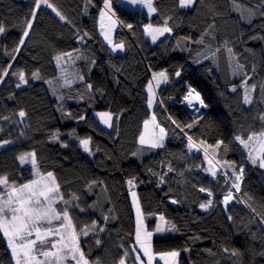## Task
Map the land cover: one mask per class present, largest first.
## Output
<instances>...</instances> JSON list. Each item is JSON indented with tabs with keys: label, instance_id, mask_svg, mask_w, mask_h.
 I'll use <instances>...</instances> for the list:
<instances>
[{
	"label": "trees",
	"instance_id": "trees-1",
	"mask_svg": "<svg viewBox=\"0 0 264 264\" xmlns=\"http://www.w3.org/2000/svg\"><path fill=\"white\" fill-rule=\"evenodd\" d=\"M109 1L121 24L115 42L124 45L123 56L99 37L105 0H50L65 20L47 7L32 20L35 0H0V25L6 29L0 34V72H9L0 83V142L11 143L0 150V176L20 186L34 180L37 169L52 172L65 200L79 198L73 202L79 207L67 206L78 228L99 226L81 236L89 261L118 264L125 252L133 260L132 249L140 247L128 192L132 180L148 228L154 231L160 216L167 222L168 233L151 242L154 253L178 251V264H264V169L247 160L235 139L264 128V0H197L186 9L178 0H153L157 11L150 20L141 8ZM166 19L172 32L148 42L143 28L162 27ZM29 21L32 28L24 38ZM68 52L73 58L58 64L56 56ZM21 71L26 84L16 74ZM159 72L168 82L149 106L148 86ZM36 73L39 79L33 78ZM246 79L257 86L258 106L252 110L243 100ZM189 87L207 105L200 116L183 106ZM98 112L112 114L110 128L99 123ZM153 115L166 132L162 148L139 143L144 121ZM189 137L204 150L201 141L212 146L211 156L220 144L214 160L228 179L211 177L204 155L190 151ZM83 140L90 141V151ZM33 152L36 166L22 167L20 157ZM241 167L240 191L225 206L229 180H235L232 170ZM209 200L211 207H200ZM0 264H15L2 233Z\"/></svg>",
	"mask_w": 264,
	"mask_h": 264
},
{
	"label": "snow or ice",
	"instance_id": "snow-or-ice-1",
	"mask_svg": "<svg viewBox=\"0 0 264 264\" xmlns=\"http://www.w3.org/2000/svg\"><path fill=\"white\" fill-rule=\"evenodd\" d=\"M197 0H178L180 8H191L196 4ZM127 3L133 6H143L148 9L149 14L155 13L157 11L156 7L153 5V0H127ZM50 8L61 20L66 18L60 13V11L50 2V0H35L34 10L32 12V20L35 19L36 11H38L41 6ZM105 9L110 10L111 5L109 0H105ZM107 16L106 12H101L100 21L101 29L104 34V38L108 40L109 44L112 43L109 33L111 32L112 27L115 25V20L111 16H107L109 21L107 25V30L105 31V18ZM168 19H171L169 17ZM131 27V25H128ZM32 28V22L29 21L26 23L25 30L23 32V37L27 38L29 35V30ZM6 31L3 25H0V34H3ZM145 32L151 36L152 41L155 42L158 37L163 36L165 33H171L172 29L168 26V20H164L162 27H153L151 24L146 25ZM87 35V33H85ZM83 40V37L80 38ZM197 43H203V38H201ZM24 44V39L19 41V45ZM116 47L123 49L124 45L121 43ZM19 46L15 49L16 52H19ZM228 52L231 54L232 49L229 48ZM68 57L72 59V53H64L62 55L56 56V61L59 64L64 58ZM239 70H243V65H237ZM11 68V65L8 66ZM18 79L21 83L26 84L28 81L25 78L24 72L16 73ZM9 75L7 69L0 72V83H3L2 77ZM179 76V72L176 73ZM247 74L245 73V76ZM39 79V74H34V77ZM157 83L160 82V79H167L166 73L160 72L154 74L153 77ZM83 79V77H80ZM251 79V77H247ZM247 79L244 82V103L251 105L253 103L252 93L256 91V84L248 85ZM49 83H51L49 81ZM69 83L68 80H65V84ZM21 84H17L16 87H20ZM92 85L89 84L88 88L91 89ZM148 90L152 92V85L149 84ZM261 90L264 91V85L261 86ZM232 91H236L235 88ZM194 90L189 91L186 99H189L193 96ZM195 99L199 101L201 107H207L204 104L203 100L200 98L199 93L195 94ZM191 103V99H189ZM149 106L152 105L153 99H149ZM21 118L25 117L26 113L20 111L18 114ZM102 121L111 127L112 114L111 113H98ZM260 119L264 121V115L260 116ZM173 123H176L173 121ZM151 124V130H149V125ZM177 127H180L177 125ZM191 128L192 125H187ZM182 130V129H181ZM166 135L165 129L161 127L156 122V117L153 115L150 120L144 121V133L139 137V143L141 145H149L152 148H162L163 140ZM147 137V138H146ZM235 139L248 150V159L253 165H258L261 169H264V130L259 132H251L246 138L242 136H236ZM8 143V141H4ZM89 140L81 141V144L84 147L85 151H90L89 149ZM201 145L205 148V158L208 160L209 168L207 169L211 176L215 177L217 175V169L213 164L215 159V148H219L220 144L215 145L212 158H209L208 148L212 146L204 145L203 141L200 142ZM222 143V142H221ZM2 146V145H0ZM67 145H65L66 147ZM189 148H193L196 145L194 144L191 137L188 138ZM199 151V148H197ZM31 163L33 167L36 166V154L30 153ZM21 161L25 160L24 156L20 157ZM219 163V161H216ZM227 163V162H225ZM232 167V165H229ZM171 171V168H169ZM235 176L231 187L240 191V185L244 175V169L241 167L238 171L235 169L232 173ZM36 179L24 183L20 186L15 184H10L7 176H0V187L3 188V194H0V233L7 238L8 246L12 250V256L15 258V264H66L67 261H72L73 264H99V260L89 261L86 257L83 249L80 246V237L89 235V232H95L99 227L95 222L89 226H81L79 230L77 225L73 221V217L69 213L68 205L74 207H79L73 202L79 198L73 196L71 200H65L63 193L61 192V186L57 182L55 175L52 172L43 174L36 170ZM130 186H134L132 180L128 181ZM201 192L207 191L204 188L200 189ZM208 196H212V192H207ZM133 203L136 206V242L140 245V250H142L143 256L147 257V260L141 258L139 252L135 256V260L139 264H154V261L157 259V256L160 260L164 261V264H176V258L179 256V252L170 251V252H161L154 253L151 245V238L153 233L148 231L144 221L143 215L141 212V207L137 199L135 191H132ZM233 200V193L231 191L227 192L224 196L223 202L225 206L227 203ZM59 202H62L65 207L57 209L55 205ZM176 203V201H172ZM212 206V201L209 200L206 204H201L200 207L207 209ZM80 211H84L83 208ZM255 211V209H253ZM107 220V217L104 218ZM159 219L167 223L163 216H160ZM231 219V217H229ZM264 223V220L261 221ZM174 229V225L170 226ZM165 229L158 226L156 228L157 232H163ZM99 231H104L103 228H99ZM96 243L99 245L100 240H96ZM133 251H137L133 249ZM225 252L228 249H224ZM233 256L237 255V251L232 252ZM260 255H264V252H261ZM124 257H127V252L124 253ZM121 258L118 261V264H126V259Z\"/></svg>",
	"mask_w": 264,
	"mask_h": 264
},
{
	"label": "rangeland",
	"instance_id": "rangeland-1",
	"mask_svg": "<svg viewBox=\"0 0 264 264\" xmlns=\"http://www.w3.org/2000/svg\"><path fill=\"white\" fill-rule=\"evenodd\" d=\"M121 1H122V0H121ZM111 2H112V1H111ZM104 3H105V2H104ZM104 3H103V5H104ZM119 4H120V5H123V4L126 5V3H124V1H123V3H119ZM113 5H114V3H113ZM41 7H44V6L42 5ZM129 7L132 8V9L146 8V7H143V6H141V7H137V6H133V5H129ZM146 9H147V8H146ZM147 10H148V9H147ZM111 13H112V15H114L113 9H112ZM150 19H151V16L149 15V19H148V20H150ZM107 23H109V21L107 20V18H105V26L108 25ZM115 23H116V25L119 27L118 30H120V28H121V24H120V22H119L118 20H115ZM100 27H101V22H100ZM98 30H99V28H98ZM100 32H101V31H100ZM98 33H99V32H98ZM99 37L101 38V35H99ZM149 38H151V36H149ZM101 39H102V38H101ZM105 43H107L111 48L114 47V46H113V42H112L111 44H109L108 40L105 39ZM116 52H118V51H116ZM118 53H119V52H118ZM118 53H114V54L118 55ZM119 54H120L121 56H123V53H119ZM178 79H179V76H177V80H178ZM159 87H161V86H160V82L157 83V81H156L155 79H153V83H152V92L150 93V97H151V99H153V103L155 102V99H156V92H157V90L159 89ZM241 87H242V86H241ZM188 89H189V91L194 90V89L191 88V87H189ZM189 91H188V93H189ZM244 91H245V88H244V90H243V96H244ZM188 93H187L186 97L188 96ZM196 93H198V92L194 90L193 95L195 96ZM199 95H200V93H199ZM252 97H253V103H252L251 105L245 104L250 110H252L253 108H255V107L258 106V105H257V98H256L254 92L252 93ZM200 98L202 99L201 95H200ZM255 101H256V102H255ZM153 103H152V104H153ZM196 104H197V105H196ZM183 106L187 109V111H189V113H190V111H191V115H194V116H200V115L203 114V113H202V114L200 113V115H199V112H201V111L203 110V107H201V106H200L198 103H196L193 99H191V103H190V102H189V99H186V98H185L184 103H183ZM98 113H102V112H98ZM98 113H96V118L98 119L99 123H100L104 128H110L107 124H105V123L102 121V119H101V117L98 115ZM150 119H151V118H150ZM112 122H113V116H112V120H111V125H112ZM156 122L158 123L157 118H156ZM158 124H159V123H158ZM151 127H152V126H151V124H150V125H149V130H151ZM262 130H264V128H263ZM248 132H250V133L253 132V129H252V130H249ZM143 133H144V131H143ZM250 133H249V134H250ZM0 134H1V133H0ZM249 134H247V136H248ZM247 136H246V137H247ZM146 138H147V137H146ZM165 140H166V135H165L164 140H163V145H164V143H165ZM0 145H2V146H0V150H3V149L8 148L9 146H11V143H10V142H8V143L0 142ZM145 145H147V144H145ZM195 145H196V144H195ZM241 146H242V145H241ZM197 148H199V151L197 150ZM242 148H244V147L242 146ZM244 150H245L246 155H247V160L250 162V160L248 159V150L245 149V148H244ZM190 151H191V152H200V153H202V154L204 155V158H205V150H204L202 147H200V146H197V145H196L195 147L191 148ZM209 158H212V156H211L210 154H209ZM20 163H22V164H21L22 167H33V164L31 163V158H30V156H25V160H24L23 162L20 161ZM250 163H251V162H250ZM205 164H206V168L208 169V168H209V164H208V160H207L206 158H205ZM213 164L215 165V167H216V169H217V175H223L224 177L226 176L227 179H228V176H227L226 173H225V169H224L223 165L220 164V163H216L215 160H213ZM208 172H209V171H208ZM209 173H210V172H209ZM232 173H233V170H232ZM210 175H211V174H210ZM217 175H216V176H217ZM211 177H213V176H211ZM35 179H36V175H35ZM229 183H230V189H229V191H231V192L233 193V195H234V194H237L238 192H236V190H235L234 188L231 187V185H232L231 180H229ZM132 191H135L136 196H137V199H138V195H137V191H136V189H135L133 186H129V190H128V192H129V196H130V200H131V204H132V208H133V213H134V215H135V225H136V206H135V204L133 203ZM229 191H228V192H229ZM138 201H139V200H138ZM232 201H233V200H232ZM232 201L228 202L227 205H229ZM139 204H140V203H139ZM224 205H225V203H224ZM141 212H142V210H141ZM142 215H143V214H142ZM73 221H74V223H75L74 218H73ZM143 221H144V224H145L147 230L153 233L152 238H151V242H152V240L154 239V237H156V236H160V235H164V234H167V233H168V232H167V230H168V228H167V224L164 223V222H162L160 219H159V221H158L157 227H158V226L163 227V228L165 229L163 232H157L156 229H155L154 231H153V230L151 231V230L148 228V226H147L145 220H143ZM75 224H76V223H75ZM76 225H77V224H76ZM77 229L79 230L78 226H77ZM3 238H4L5 241H6V244H7L8 250H9V252H10V255H11V257H12V260H13V262L15 263V258L12 256V250H11V248L8 246L7 238L4 237V236H3ZM81 240H82V239H81V237H80V241H81ZM135 242H136V237H135ZM139 248H140V247H139ZM133 249H135V248H133ZM133 249H132V252H133V253H136V254H137V252H139L141 258L144 259L145 261L147 260V257H144V256H143L142 250H140V251H141V252H140V251H133ZM136 250H137V248H136ZM176 252H178V251H176ZM180 256H181V253L179 252V256L176 258V264H178ZM133 257H134V256H133ZM125 259H126V264H138V262L135 261V258H133V260H132V258H131V259H129V258H125ZM129 261H131V262H129ZM156 261H159L161 264H164V261L160 260V259L158 258V256H157ZM90 262H91V261H90ZM66 264H73V262L69 260V261L66 262ZM158 264H159V263H158Z\"/></svg>",
	"mask_w": 264,
	"mask_h": 264
},
{
	"label": "crops",
	"instance_id": "crops-1",
	"mask_svg": "<svg viewBox=\"0 0 264 264\" xmlns=\"http://www.w3.org/2000/svg\"><path fill=\"white\" fill-rule=\"evenodd\" d=\"M123 1H124V3H126V5L125 4H123V6L125 7H128V8H130L129 7V3H127V0H122L120 3H123ZM110 2V5H111V8H110V10H108V9H105V7H104V5H105V3H104V5H103V9H102V12H106L107 13V16H111V18L113 19V20H117L116 19V17H115V15H112V13H111V11H112V9H113V2H111V1H109ZM137 7H141V6H139V5H137ZM42 8H46V7H42ZM132 9V8H131ZM182 9H186V8H182ZM140 10H142V11H146L148 14H149V12H148V10L146 9V8H141ZM52 12V11H51ZM155 13H152V14H149L150 16H151V18L153 17V15H154ZM107 16H106V18H107ZM108 20V19H107ZM100 18H99V30H98V32H99V35H101V38H102V40L104 41V43H105V38H104V34H103V31H102V29H101V27H100ZM108 24V23H107ZM148 24H150V23H148ZM147 24V25H148ZM146 27V26H145ZM145 27L143 28V32H144V35H145V38L148 40V42H150L151 44H155L157 41H160V40H162L167 34H169V33H165L163 36H160V37H158V39L155 41V42H153L152 41V38H149V35L147 34V32H145ZM154 27V26H153ZM155 28V27H154ZM118 29H119V27L116 25V23H115V25L112 27V29H111V32L109 33V35H110V38H111V41L113 42V48H111L107 43H105V45H106V47L112 52V53H123V55H124V47H123V49H120V48H118V47H116L117 45H119V44H116V42H115V36H116V33H117V31H118ZM107 30V26L105 27V31ZM101 31V32H100ZM116 51H118V52H116ZM118 53V55H120ZM160 73V72H159ZM158 74V73H157ZM167 82H168V80L166 79H160V86L162 87V86H164V85H166L167 84ZM137 243V242H136ZM138 244V243H137ZM139 245V244H138ZM132 247V246H131ZM137 251H140V248H139V246H137ZM141 252V251H140ZM133 253V252H132ZM137 254L136 253H133V256H134V258H135V256H136ZM136 261V260H135ZM138 262V261H137ZM157 263H159V264H161L159 261H154V264H157ZM138 264H139V262H138Z\"/></svg>",
	"mask_w": 264,
	"mask_h": 264
},
{
	"label": "built area",
	"instance_id": "built-area-1",
	"mask_svg": "<svg viewBox=\"0 0 264 264\" xmlns=\"http://www.w3.org/2000/svg\"><path fill=\"white\" fill-rule=\"evenodd\" d=\"M142 15H143V17H144L145 19H148V18H149V14H148L147 12H144Z\"/></svg>",
	"mask_w": 264,
	"mask_h": 264
},
{
	"label": "water",
	"instance_id": "water-1",
	"mask_svg": "<svg viewBox=\"0 0 264 264\" xmlns=\"http://www.w3.org/2000/svg\"><path fill=\"white\" fill-rule=\"evenodd\" d=\"M194 96V95H193ZM192 96V97H193ZM206 112V107H203V110L201 111V112H199V115H200V113L202 114V113H205ZM190 113H191V111H190Z\"/></svg>",
	"mask_w": 264,
	"mask_h": 264
},
{
	"label": "bare ground",
	"instance_id": "bare-ground-1",
	"mask_svg": "<svg viewBox=\"0 0 264 264\" xmlns=\"http://www.w3.org/2000/svg\"><path fill=\"white\" fill-rule=\"evenodd\" d=\"M189 99H193L196 103H198V104L200 105L199 101H197V100L195 99V96H193V97H191V98H189ZM196 105H197V104H196Z\"/></svg>",
	"mask_w": 264,
	"mask_h": 264
}]
</instances>
